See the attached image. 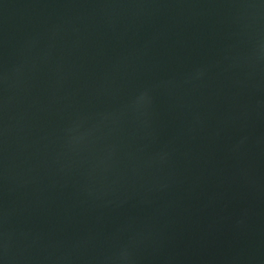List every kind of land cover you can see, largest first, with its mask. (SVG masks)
I'll return each mask as SVG.
<instances>
[{
	"label": "water",
	"instance_id": "1",
	"mask_svg": "<svg viewBox=\"0 0 264 264\" xmlns=\"http://www.w3.org/2000/svg\"><path fill=\"white\" fill-rule=\"evenodd\" d=\"M0 264H264V0H0Z\"/></svg>",
	"mask_w": 264,
	"mask_h": 264
}]
</instances>
